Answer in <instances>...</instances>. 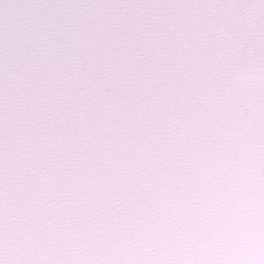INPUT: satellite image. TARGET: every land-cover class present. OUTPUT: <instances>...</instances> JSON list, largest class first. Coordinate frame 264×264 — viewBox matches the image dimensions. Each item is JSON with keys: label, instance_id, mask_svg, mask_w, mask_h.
Listing matches in <instances>:
<instances>
[{"label": "snow or ice", "instance_id": "1", "mask_svg": "<svg viewBox=\"0 0 264 264\" xmlns=\"http://www.w3.org/2000/svg\"><path fill=\"white\" fill-rule=\"evenodd\" d=\"M0 264H264V0H0Z\"/></svg>", "mask_w": 264, "mask_h": 264}]
</instances>
